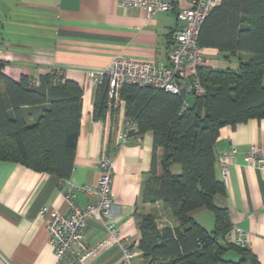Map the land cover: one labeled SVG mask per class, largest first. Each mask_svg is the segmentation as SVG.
Returning a JSON list of instances; mask_svg holds the SVG:
<instances>
[{"label": "crops", "instance_id": "obj_1", "mask_svg": "<svg viewBox=\"0 0 264 264\" xmlns=\"http://www.w3.org/2000/svg\"><path fill=\"white\" fill-rule=\"evenodd\" d=\"M122 2L0 0V60L5 62L4 73L14 80L24 75L31 81L55 69L65 80L74 81L83 89L79 135L69 179L63 181L15 162L0 161V264H56L39 211L47 207L67 214L69 201L85 208L90 199L79 188L96 183L97 163L104 153L114 164L111 197L118 211L107 224L116 227L121 247L131 254V264H146L138 246V213H152L158 228L181 225L159 204L143 202L145 188L152 179L149 172L153 134L131 136L120 143L125 109L119 96L108 105L103 118L93 117L96 87L89 84L87 73L103 70L115 55L166 63L169 39L179 29L176 11L150 17ZM178 4L184 7L185 1L178 0ZM204 49L205 69L224 68L218 64L222 55L216 49ZM253 146L264 151V118L219 130L215 153L235 148L237 154L228 163L225 180L216 162L215 176L224 183L225 194L217 196L214 203L228 211L231 227L246 234V247L240 249H247L259 264H264V175L243 162ZM171 173L179 174L180 167L172 166ZM189 217L207 232L213 231L214 218L207 209L199 208ZM104 234L103 225L89 221L85 245L95 244ZM229 235L235 238V233ZM124 257L120 246L108 247L85 264H123ZM224 259L237 262L240 256L229 251Z\"/></svg>", "mask_w": 264, "mask_h": 264}, {"label": "trees", "instance_id": "obj_2", "mask_svg": "<svg viewBox=\"0 0 264 264\" xmlns=\"http://www.w3.org/2000/svg\"><path fill=\"white\" fill-rule=\"evenodd\" d=\"M197 41L226 61L235 60L237 68L203 67L199 76L205 94L186 110H181L184 96L130 84L119 90L125 118L137 126L132 135L153 134L152 179L143 202L159 204L181 222L178 228H158L152 213H138V246L146 264H259L250 251L226 238L229 213L214 203L225 194L215 176V143L223 126L264 118V0H221L203 21ZM4 68L0 60V161L69 179L83 89L56 71L33 86L27 76L8 77ZM108 90L106 80L95 88L94 119L106 114ZM174 165L180 167L177 175L171 173ZM199 208L213 215L211 233L189 217ZM229 251L240 259L225 260Z\"/></svg>", "mask_w": 264, "mask_h": 264}, {"label": "built area", "instance_id": "obj_3", "mask_svg": "<svg viewBox=\"0 0 264 264\" xmlns=\"http://www.w3.org/2000/svg\"><path fill=\"white\" fill-rule=\"evenodd\" d=\"M185 6H179L178 0H123L122 4L130 9H139L150 17L158 13L176 11L179 29L169 39L167 61H135L122 55H115L107 67L100 71H89L87 79L91 86H97L103 80L108 84V101L111 105L118 97L123 84L150 87L165 93L184 96L181 110L189 106L188 97L200 98L205 94L199 71L206 61L205 49L198 45L200 27L208 14L218 6L221 0H184ZM58 71L55 69L49 72ZM63 79L60 80L62 82ZM59 80H54L58 83ZM39 86V80L31 82ZM137 132V126L131 119L124 118L119 132V141L124 144L132 134ZM237 151H229L217 155V163L223 180L227 177L229 161ZM243 162L257 168L264 175V151L257 146L251 147L244 155ZM98 179L94 185L81 186L79 189L90 199L83 209L68 202L67 214H61L54 209L43 207L39 217L44 220L48 232V242L53 248L56 264H85L95 253L108 247L120 246L125 253L123 264H131V254L121 247L117 239V229L107 221L115 219L118 214L111 197V184L114 174V164L111 157L104 153L98 160ZM70 199V195L68 196ZM89 221L103 225L104 237L91 246L85 245L86 230ZM235 233V238L230 233ZM246 234L238 227L232 226L226 236L234 246L246 247Z\"/></svg>", "mask_w": 264, "mask_h": 264}, {"label": "rangeland", "instance_id": "obj_4", "mask_svg": "<svg viewBox=\"0 0 264 264\" xmlns=\"http://www.w3.org/2000/svg\"><path fill=\"white\" fill-rule=\"evenodd\" d=\"M218 64H219V66H222V67L224 66V68H229V69H232V70L237 68V62L235 60H233V59H231L230 61H226L225 59L220 58L218 60ZM192 100H193V98L188 97L189 103H191Z\"/></svg>", "mask_w": 264, "mask_h": 264}]
</instances>
